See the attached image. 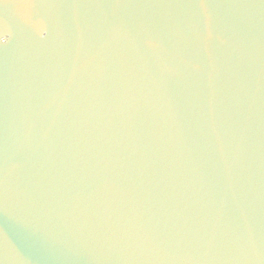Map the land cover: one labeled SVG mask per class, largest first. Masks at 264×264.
Returning a JSON list of instances; mask_svg holds the SVG:
<instances>
[{
	"label": "water",
	"instance_id": "1",
	"mask_svg": "<svg viewBox=\"0 0 264 264\" xmlns=\"http://www.w3.org/2000/svg\"><path fill=\"white\" fill-rule=\"evenodd\" d=\"M0 264H264V0H0Z\"/></svg>",
	"mask_w": 264,
	"mask_h": 264
}]
</instances>
